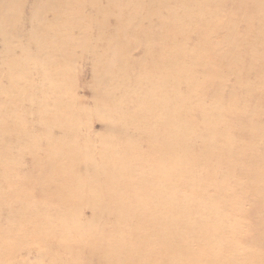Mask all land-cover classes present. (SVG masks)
<instances>
[{
    "label": "rangeland",
    "instance_id": "1",
    "mask_svg": "<svg viewBox=\"0 0 264 264\" xmlns=\"http://www.w3.org/2000/svg\"><path fill=\"white\" fill-rule=\"evenodd\" d=\"M43 7L62 13L60 44L43 27L31 36ZM0 10V86L7 71L15 81L1 105L22 110L21 131L34 127L40 93L21 98L29 73L73 57L59 108L61 127L77 123L66 129L77 146L57 144L54 167L33 171L35 145L17 155L22 139H4L17 156L0 157L12 169L0 174V264H264V0H0ZM21 43L42 66L19 59ZM160 209L176 219L163 223Z\"/></svg>",
    "mask_w": 264,
    "mask_h": 264
},
{
    "label": "bare ground",
    "instance_id": "2",
    "mask_svg": "<svg viewBox=\"0 0 264 264\" xmlns=\"http://www.w3.org/2000/svg\"><path fill=\"white\" fill-rule=\"evenodd\" d=\"M116 3V2H115ZM46 7H43L42 9V13H36V17L33 20V25L32 26V31L33 33L31 34V36L34 33H38L41 31V29L44 28V31H50V32H55L57 31L56 34L51 35L52 38L54 39V41L62 43L63 39L66 36H59L57 34L63 33L65 28L61 25L58 24L57 21V17L56 14L58 15H62V13H56V12H52L50 9H48L49 15L51 18H48L47 15L43 16V12L44 9ZM8 12L10 11V8H8L7 10ZM1 12V10H0ZM43 27V28H42ZM15 31L11 32V43L15 44ZM82 36V35H81ZM2 40H4V45H3V52L6 53L5 48L8 47V38H3V36L1 35ZM50 39V37H49ZM94 39L98 42L100 39V34L94 36ZM32 44V41H31ZM19 45V41L17 44H15V46ZM28 45V43H27ZM30 46H27L25 48V43H21L19 50L20 51H24V55L19 58V59H28L30 62H32L33 64L35 63L36 67L38 66H42V62L43 60L40 58H38L39 56V52H38V48L35 51H32L30 49H28ZM28 49V50H27ZM40 51V50H39ZM12 52V51H11ZM15 58H17V56H15ZM39 59V60H38ZM73 59V57H71L69 59V61L66 63V61H64L63 59H55L53 61H55L54 63H52V67L48 68L47 70H43V68H37V70H34L32 72L29 73L28 79H29V83H28V87L26 88V93L22 92L21 93V98L24 96H28L29 94H31L30 97H33L35 95V97H37V90L40 93V102L38 105H36V107H29L30 112V116L32 119V122L34 124V127L31 125L30 129V122L26 123V127L24 128L23 131H21L22 126H23V120H24V114L21 113L19 111V108L17 106L14 105V109L13 107L9 104L6 103L4 106L1 105L2 103V99L0 98V134L6 130H10V131H6V133H8V135L2 136L0 137V157L3 156V158L6 155H9L11 157H15L18 155V153H20L24 147L26 146L25 149H27L28 151L30 150V148L32 146L28 145V143H31L35 145V148H33V156H31V163H32V168L33 171L34 169H36L38 166H43L47 164V168L48 167H54L56 165H52L55 164L56 161H53V152L55 154L56 153V145L60 144L62 145L65 151L70 152L72 151L73 147H76L77 145L75 143H73L71 141V138L68 139L67 133L68 131L67 126L68 124L72 125V129L75 130L77 127V123L76 120H72L70 121L66 126L61 127L62 126V122L66 121V119L68 118V115L65 112V108L63 107L60 109V105H62V99L66 94V90L62 89V79L64 80V83L66 84V76L67 75H63L61 77V68L65 69V71L70 72L69 70L73 68V65H71V60ZM4 75L8 76V80L6 84H3L0 86V92H5L7 93L9 90H11L14 86H15V81L13 80L14 78H11V73L5 72ZM54 77H58L57 80H59L61 83H50L49 81ZM16 78L19 79L20 75L16 74ZM50 84L52 85L50 88L51 89H47ZM57 84V85H56ZM36 86V87H35ZM28 88H31L29 90V93H27ZM55 89H59L58 91H53ZM34 90V91H33ZM41 90V91H40ZM164 98V97H161ZM165 99V98H164ZM176 114H180L179 111L174 110V115ZM37 118H36V117ZM16 121H15V119ZM34 129V130H33ZM36 129H39L38 131H35ZM54 129H58V131L60 132V137L59 135L55 136L54 135ZM15 131H18L16 133H18L16 135V133H13ZM12 136L13 139H22V142L17 146H15L13 149H15V152L17 155H13L12 154V148L11 146L9 148H6L5 145V138L6 137H10ZM67 141V143L65 144V142ZM42 143L39 148L36 146L35 143ZM1 148H4L1 150ZM55 149V150H54ZM25 151V152H28ZM61 152V155L63 156L64 160L67 161V159H74V154H71L70 156H68L67 154H65L66 152ZM41 158H40V157ZM47 156V157H46ZM46 157L47 159L45 160ZM1 163V160H0ZM1 166V165H0ZM176 168V167H175ZM15 170V174H20L18 169H14ZM166 173V172H165ZM0 174L3 177L11 178L12 177V169H11V163H8V167L4 166L3 168H1L0 170ZM9 174V177L8 175ZM173 174V173H172ZM40 175V174H39ZM38 175V176H39ZM162 176V175H161ZM174 182V181H172ZM172 186V185H171ZM166 191V190H165ZM153 192V191H152ZM165 194V193H164ZM159 195V194H158ZM167 195V194H166ZM15 197V195H14ZM166 197V196H165ZM167 199V198H166ZM165 199V201H166ZM171 200V199H170ZM174 200V199H173ZM161 206V205H160ZM158 218H160V220L164 223H169L170 221H174L176 219V217H168L169 215L166 213V211L164 209H160L158 212ZM178 217V215H177ZM156 218V217H155ZM52 225H50L51 227ZM180 230V226L178 227V223H174L171 226V236L177 232H179ZM41 238H37L36 241L39 242ZM45 250L44 252L48 251L49 252V247L45 246L44 247ZM41 252V250H40Z\"/></svg>",
    "mask_w": 264,
    "mask_h": 264
}]
</instances>
